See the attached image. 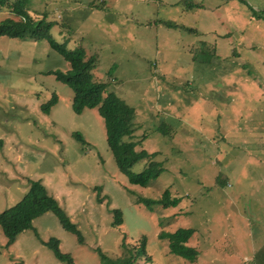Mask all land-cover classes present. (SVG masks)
<instances>
[{"label": "rangeland", "instance_id": "obj_1", "mask_svg": "<svg viewBox=\"0 0 264 264\" xmlns=\"http://www.w3.org/2000/svg\"><path fill=\"white\" fill-rule=\"evenodd\" d=\"M10 3L14 0H8ZM34 20L51 23L37 38L0 36V212L39 180L83 236L52 212L8 244L0 264H101L147 239L135 264H189L168 252L161 230L193 228L197 264H259L264 259V0H26ZM11 14L0 9V21ZM96 54L93 78L134 108L132 140L155 152L164 171L132 185L114 161L96 108L77 114L72 90L48 70L69 63L46 36ZM55 93L48 113L41 105ZM163 94V95H162ZM161 120L172 129L163 135ZM79 132L84 143L74 133ZM141 160L132 167L140 172ZM175 207L148 209L137 198L164 190ZM102 198V201H99ZM121 225H113V210ZM257 254L260 255L257 260Z\"/></svg>", "mask_w": 264, "mask_h": 264}, {"label": "trees", "instance_id": "obj_2", "mask_svg": "<svg viewBox=\"0 0 264 264\" xmlns=\"http://www.w3.org/2000/svg\"><path fill=\"white\" fill-rule=\"evenodd\" d=\"M26 0H0V9L10 6L11 14L18 17H6L0 21V36L10 38H37L42 33H48L51 23L45 19L34 20L26 12ZM48 44L57 51L68 63L66 71L48 70L45 74L54 75L55 79L66 84L73 92L71 107L72 110L80 114L86 108H96L98 115L102 118L106 134V142L112 153L118 170L124 174L128 182L132 185L147 186L149 182L156 179L163 171V162L154 160L155 152L149 153L145 149H137V142L132 140L136 128L133 125L134 108L127 104L114 92L107 90V82L98 81L93 78L92 70L95 68L97 60L96 54L88 55L83 47L69 49L65 42L58 43L50 36H46ZM163 95V94H162ZM58 101L55 93L41 105L44 113H48L52 106ZM163 135H170L172 129L161 120L156 126ZM74 136L84 143L81 133L75 132ZM145 161V166L140 172H134L132 167L139 161ZM102 201V198H99ZM181 201V197H171L169 190H164L158 199L137 198L138 203L144 204L152 210L153 206L175 207ZM52 212L59 220L61 226L68 232L76 235L79 243L83 242V236L74 224L66 211L60 206L56 198L51 196L45 186L39 180H29L28 190L23 197L14 205L0 212V227L7 240L11 244L17 235L32 227L33 220L40 215ZM113 225H121V211L114 209ZM193 228H177L172 232L161 230L158 233L160 240L167 241L168 252L179 256L189 264H197L198 250L191 246L188 241L194 234ZM52 250L55 257L68 264H74L72 257L68 253H63L59 249V240L50 238L44 242ZM123 253L114 260H109L107 255L97 249L101 264H135L137 259L147 254V239L142 236L137 245L127 247L124 241L120 244ZM260 255L257 254V260ZM259 264H264V259L259 260Z\"/></svg>", "mask_w": 264, "mask_h": 264}]
</instances>
